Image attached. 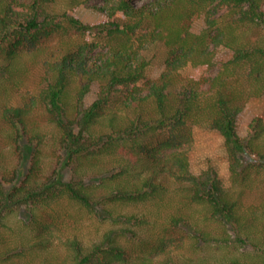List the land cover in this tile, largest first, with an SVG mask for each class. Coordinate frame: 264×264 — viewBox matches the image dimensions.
<instances>
[{
  "label": "trees",
  "instance_id": "1",
  "mask_svg": "<svg viewBox=\"0 0 264 264\" xmlns=\"http://www.w3.org/2000/svg\"><path fill=\"white\" fill-rule=\"evenodd\" d=\"M55 1L0 0V264H191L167 249L185 238L195 254L212 242L252 246L264 264V209L247 212L241 201L264 182V115L241 119L249 101L264 96V0H106L91 21L53 11ZM69 28L84 44L51 52V37ZM95 36L105 48L97 57ZM156 41L168 48L165 70L146 80L141 47ZM190 64L198 72L183 82L179 73ZM37 68L39 86L12 100L3 86L13 92ZM194 125L223 135L240 194L214 168L192 171L182 147ZM14 157L29 161L20 182L22 169L6 172ZM172 190L180 200H170ZM145 202H154L153 225L162 223L164 235L151 242L150 258L133 261L120 238L134 240L132 226L150 224L135 210ZM63 204L130 227L90 243L80 234L58 242L37 212ZM23 210L29 220L14 226ZM190 260L213 264L209 256Z\"/></svg>",
  "mask_w": 264,
  "mask_h": 264
},
{
  "label": "rangeland",
  "instance_id": "2",
  "mask_svg": "<svg viewBox=\"0 0 264 264\" xmlns=\"http://www.w3.org/2000/svg\"><path fill=\"white\" fill-rule=\"evenodd\" d=\"M150 1L152 0H133L132 2L135 5H143ZM105 2L106 0H56L51 9L57 13L59 12L61 15H63L64 12H68L91 21L97 16L96 8L98 6H103ZM66 25L69 26L68 23H66ZM204 25L205 17L203 15L197 16L195 18L194 29L200 31ZM140 34H143L142 30L138 31L136 37ZM261 34H264V32H261ZM85 39L86 37L84 35L77 34L69 28L60 34L57 33L52 36L48 44L51 52L55 51L62 54L71 48H78L79 44L83 45ZM94 39L95 42L94 45H92L94 50L93 52H90V54L93 55V57H97L105 48L104 42L100 37L95 36ZM146 44L147 45L141 47L140 55L149 61V66L146 71V80H148L161 75L162 71L165 70L168 48L163 41ZM136 45H139L138 41L136 42ZM197 72L198 68L190 64L180 71V79L185 82L195 76ZM214 74H216V71L206 72L205 75L213 76ZM41 76V69H33L24 79L21 86L14 89L13 92L9 84L4 85L3 88L7 89L9 87L7 90L9 93L8 96L12 100L18 101L21 93H24V91H35L39 86ZM144 82L145 81H141V84H144ZM96 90L97 87L95 86V89L89 94L87 98L89 103L96 98ZM0 93V100H2L5 92L1 87ZM252 114L264 115V96L253 98L249 101L243 115L241 116L242 122L244 123ZM182 149L187 151L192 171L195 174H201L209 168H214L219 173L223 185L231 190V192H236L237 195L240 194L241 186L234 182L232 177L230 158L225 138L218 130L194 125L192 142L184 145ZM48 155L50 157L51 152H48ZM20 161L21 159L19 157H14L6 165V172H12L14 168L15 170L18 168L22 169L23 173L18 178L19 182L24 179L29 165V161L26 164L23 163L24 165H22ZM53 166H55V164H53ZM64 175L69 179L72 177V173L67 169L64 171ZM0 179H2V175H0ZM257 186H259V188L253 191H247L241 199L244 207L243 209L250 213L254 210L261 212L264 209V182L259 180ZM170 192V200L172 197H176L177 201L180 200V198H177L178 196L174 194L173 190ZM177 201L172 207L169 206L165 209L168 214L175 211V208H177L175 206L178 205ZM135 210L139 215L150 220V224H146L143 228L132 226V230L139 232V235L134 240L133 235L130 233H127L125 237L120 239L122 245L126 246V248L128 247V249L130 247V251L133 254V261H138L137 257L143 256L144 258H150L152 256L151 250H149L151 242L158 241L164 233L162 230V223L159 227H154L153 225V219L156 217L157 212L154 202L139 204V206L135 207ZM37 214L41 217L40 221L47 225L48 229L55 235L56 241L58 242L66 240L67 237L72 238L74 235L80 234V238H84L87 243H90L91 240L96 241L101 239L106 233L111 234L110 230H125L130 227L129 224L114 225L109 221H105L103 218H97L94 215H90L71 204H63L60 207L48 209V211L41 210L37 212ZM28 215L29 214L26 210L14 214L11 218L13 221L12 224L16 226L17 223H20L22 220H29L30 217H28ZM163 218H165V215ZM183 235L185 234L183 233ZM177 237H179V235H177ZM186 239L187 238H185L184 243L183 241L181 242L178 240L177 244L170 245L167 249L172 248L179 251L181 254L183 253L185 258H189L191 264H197L195 260H190L191 257L196 255H200L201 257L209 256V262L213 264H216V260H218L217 264L220 263L219 261L225 257L238 260L243 264H260L258 252L257 250L255 251L252 246L240 247L236 246L234 243L227 246H219L212 242L210 245L205 244L204 246L206 248L203 247L202 249H199L198 254H195L196 252L192 251L193 249L190 247L188 239ZM180 243L183 244V246H181L179 250L177 245H180ZM156 255V258L161 257L160 253Z\"/></svg>",
  "mask_w": 264,
  "mask_h": 264
}]
</instances>
